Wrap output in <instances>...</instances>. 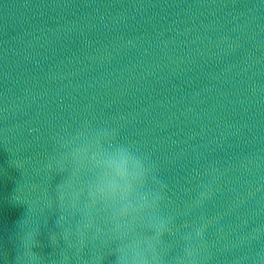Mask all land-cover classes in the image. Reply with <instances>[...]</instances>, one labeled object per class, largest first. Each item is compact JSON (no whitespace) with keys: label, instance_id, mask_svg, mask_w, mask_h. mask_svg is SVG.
I'll list each match as a JSON object with an SVG mask.
<instances>
[{"label":"clouds","instance_id":"clouds-1","mask_svg":"<svg viewBox=\"0 0 264 264\" xmlns=\"http://www.w3.org/2000/svg\"><path fill=\"white\" fill-rule=\"evenodd\" d=\"M107 171L99 182V191L106 198H114L119 193L127 198L133 184L143 179V166L126 150H119L114 156L103 161Z\"/></svg>","mask_w":264,"mask_h":264}]
</instances>
